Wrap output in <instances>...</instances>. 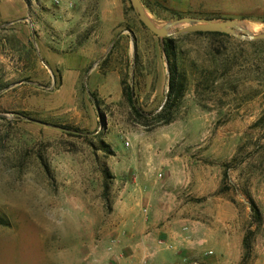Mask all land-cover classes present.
I'll return each mask as SVG.
<instances>
[{
  "label": "rangeland",
  "instance_id": "1",
  "mask_svg": "<svg viewBox=\"0 0 264 264\" xmlns=\"http://www.w3.org/2000/svg\"><path fill=\"white\" fill-rule=\"evenodd\" d=\"M141 1L264 33V0ZM130 7L0 0V264H264V40L170 37L187 87L156 124L127 94L150 118L169 72Z\"/></svg>",
  "mask_w": 264,
  "mask_h": 264
},
{
  "label": "trees",
  "instance_id": "2",
  "mask_svg": "<svg viewBox=\"0 0 264 264\" xmlns=\"http://www.w3.org/2000/svg\"><path fill=\"white\" fill-rule=\"evenodd\" d=\"M145 5V4H144ZM132 10V8L130 7ZM212 18V17H211ZM209 18V19H211ZM193 35H208V36H214V37H227L230 36L222 33H202L197 32L193 33ZM163 53L166 59L167 68L169 72V78H168V93H167V99L165 104L162 106L159 112L146 116L142 112L138 111L136 107L134 106L132 93L131 91L127 94V101L130 104V107L134 110V112L144 120H152L156 124H162L167 125L174 121L175 119V113L177 109L179 108L185 94V90L187 87V75L185 71L182 70V66L179 62V59L176 54V48L173 44V38H167L163 42ZM142 125H146L145 122H142ZM248 203L251 211V220L252 223L256 225V228L260 226L262 222V215L260 210L258 209L255 202L249 197ZM0 219V225L3 223ZM254 237V232L249 230L242 239V248L244 251V259H247L251 252V243L252 239Z\"/></svg>",
  "mask_w": 264,
  "mask_h": 264
},
{
  "label": "water",
  "instance_id": "3",
  "mask_svg": "<svg viewBox=\"0 0 264 264\" xmlns=\"http://www.w3.org/2000/svg\"><path fill=\"white\" fill-rule=\"evenodd\" d=\"M128 1L139 22L144 28L160 40L162 46L164 40L167 38L197 32L222 33L249 42L264 40V33L253 34L243 28L244 23L242 21L233 19H200L182 17L163 25H158L148 17V13L141 0Z\"/></svg>",
  "mask_w": 264,
  "mask_h": 264
},
{
  "label": "crops",
  "instance_id": "4",
  "mask_svg": "<svg viewBox=\"0 0 264 264\" xmlns=\"http://www.w3.org/2000/svg\"><path fill=\"white\" fill-rule=\"evenodd\" d=\"M0 19H4L3 16L0 14ZM148 250V248L146 247L145 244H142V253H146V251ZM136 257H139L136 252H133V254L131 256H129L130 260L131 258H136Z\"/></svg>",
  "mask_w": 264,
  "mask_h": 264
},
{
  "label": "built area",
  "instance_id": "5",
  "mask_svg": "<svg viewBox=\"0 0 264 264\" xmlns=\"http://www.w3.org/2000/svg\"><path fill=\"white\" fill-rule=\"evenodd\" d=\"M160 244H162V243L160 242ZM168 248H169V249H173V247H172V246H169Z\"/></svg>",
  "mask_w": 264,
  "mask_h": 264
}]
</instances>
